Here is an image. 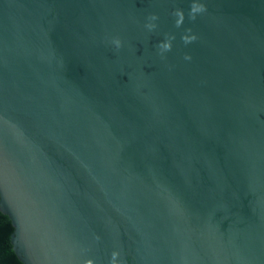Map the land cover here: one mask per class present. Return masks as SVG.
Here are the masks:
<instances>
[{"label":"water","instance_id":"95a60500","mask_svg":"<svg viewBox=\"0 0 264 264\" xmlns=\"http://www.w3.org/2000/svg\"><path fill=\"white\" fill-rule=\"evenodd\" d=\"M197 2L0 0V211L23 264H264V0Z\"/></svg>","mask_w":264,"mask_h":264},{"label":"clouds","instance_id":"9594fccd","mask_svg":"<svg viewBox=\"0 0 264 264\" xmlns=\"http://www.w3.org/2000/svg\"><path fill=\"white\" fill-rule=\"evenodd\" d=\"M206 11H207V8H206V5L204 3L197 2V0H193V3L190 6L189 17L194 20L198 14L204 13ZM173 14L177 17V19L175 21L176 26L177 27H180L182 25L183 21H184V18H185L183 11L180 10V9H177ZM149 19L151 21H155V20L158 19V17L156 15H151L149 17ZM156 26L157 25L154 24V23H148L146 25V27L149 30L155 29ZM188 32H191V29H188ZM174 38H175L174 36H169L164 42H162V43H160L158 45L161 54H163L164 52H167V51H170L171 50V47H172L171 41ZM182 39H183V41H184L185 44H189V43L194 42L197 39V36L195 34H192V35H184L182 37ZM112 43L116 46L117 49H119L121 47V45H122V42H121V40L119 38L114 39L112 41ZM185 59L186 60H190L191 59V56L186 55L185 56ZM117 255H118V253H115V252L112 254V257H113L112 264H115V257ZM86 264H92V261L91 260L86 261Z\"/></svg>","mask_w":264,"mask_h":264},{"label":"trees","instance_id":"16d2710c","mask_svg":"<svg viewBox=\"0 0 264 264\" xmlns=\"http://www.w3.org/2000/svg\"><path fill=\"white\" fill-rule=\"evenodd\" d=\"M12 231L10 219L0 211V264H23L12 248L10 242Z\"/></svg>","mask_w":264,"mask_h":264}]
</instances>
